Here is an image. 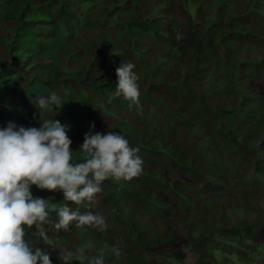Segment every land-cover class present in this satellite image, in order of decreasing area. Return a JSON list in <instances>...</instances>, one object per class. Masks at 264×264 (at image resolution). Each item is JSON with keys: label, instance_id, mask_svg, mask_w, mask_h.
Wrapping results in <instances>:
<instances>
[{"label": "trees", "instance_id": "obj_1", "mask_svg": "<svg viewBox=\"0 0 264 264\" xmlns=\"http://www.w3.org/2000/svg\"><path fill=\"white\" fill-rule=\"evenodd\" d=\"M128 62L140 108L112 96ZM53 91L63 107L40 112ZM46 118L69 126L73 152L112 131L144 160L141 177L102 184L90 210L106 231L45 226L55 247L33 227L52 264L85 242L105 264H182L186 247L197 264H264V0H0V128Z\"/></svg>", "mask_w": 264, "mask_h": 264}, {"label": "clouds", "instance_id": "obj_2", "mask_svg": "<svg viewBox=\"0 0 264 264\" xmlns=\"http://www.w3.org/2000/svg\"><path fill=\"white\" fill-rule=\"evenodd\" d=\"M134 68L131 62L116 68L112 93L123 97L130 109L141 107L140 78ZM34 104L40 112L54 113L64 101L53 91L36 98ZM68 132L69 126L48 118L42 119L39 127H18L9 122L0 128V264H52L49 253L26 240L33 227L41 242L55 247L45 226L56 232H68L73 224L106 231V217L90 210L103 192L102 184L109 179L131 182L143 174L140 149L130 146L124 135L88 132L79 150L73 152ZM74 153H81L82 159L77 160ZM33 185L40 190L62 191L65 201L75 207L67 203L57 207L44 198H34ZM81 208L89 210L81 212ZM53 214L57 219H52ZM94 249V244L85 242L74 251H58V258L63 264H83L85 260L105 264V249L89 255ZM111 251L116 257L122 254L119 247Z\"/></svg>", "mask_w": 264, "mask_h": 264}, {"label": "rangeland", "instance_id": "obj_3", "mask_svg": "<svg viewBox=\"0 0 264 264\" xmlns=\"http://www.w3.org/2000/svg\"><path fill=\"white\" fill-rule=\"evenodd\" d=\"M158 68H159V66H158ZM224 160H226V158ZM220 169L222 171H224V172H226V170H227V172H226L228 174V177L227 178H229L228 183L231 184L232 182L230 181V178H231L232 169H231L230 163L228 164V162H227L225 165L224 164H222V165L220 164ZM228 213H230V212L228 211ZM236 216H237V214L234 213L231 216V219H234ZM183 251H184L185 257L183 258L182 264H197L195 254H193L189 250L188 247H186L185 249H183Z\"/></svg>", "mask_w": 264, "mask_h": 264}]
</instances>
